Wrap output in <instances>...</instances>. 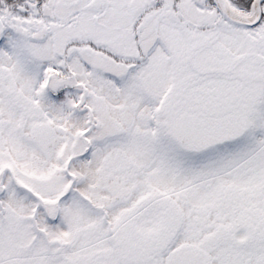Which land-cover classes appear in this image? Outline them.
<instances>
[{"label":"snow or ice","instance_id":"obj_1","mask_svg":"<svg viewBox=\"0 0 264 264\" xmlns=\"http://www.w3.org/2000/svg\"><path fill=\"white\" fill-rule=\"evenodd\" d=\"M0 264H264V0H0Z\"/></svg>","mask_w":264,"mask_h":264}]
</instances>
